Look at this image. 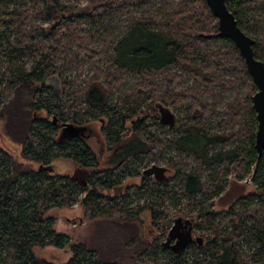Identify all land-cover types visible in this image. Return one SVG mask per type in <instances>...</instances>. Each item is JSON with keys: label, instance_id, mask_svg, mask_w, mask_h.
<instances>
[{"label": "trees", "instance_id": "1", "mask_svg": "<svg viewBox=\"0 0 264 264\" xmlns=\"http://www.w3.org/2000/svg\"><path fill=\"white\" fill-rule=\"evenodd\" d=\"M31 1L40 8L29 7L28 0H0V119H7L9 129L13 123L18 127L22 156L39 163L38 169H24L0 146V264H56L36 255V247L48 245L70 247L72 257L63 264H137L104 258L86 245L71 244L68 235L55 230L56 219L47 217L48 212L79 202L90 218L135 221L148 211L152 223L164 233L163 223L183 210L196 219L194 228L201 236L182 252L174 253L158 240L150 243L132 238L127 248L134 253V260L143 262L146 257L152 264H264V151L259 155L255 148L258 120L252 99L258 89L231 39L223 38L226 51L204 53L207 40L221 38L207 1L89 0L88 10L79 13L83 7L77 3ZM50 5L58 14L52 16ZM227 5L246 32H257L258 25L264 24V0H227ZM165 7H169L168 13ZM143 9L147 11L138 14ZM118 13L125 15L128 23L121 30V22L109 23L113 27L110 37L118 31L113 63L140 80L131 93L116 96L115 89L121 87L125 75L95 67L86 87L74 92L69 75L74 62L69 57L76 53L91 62L101 60L106 51L92 48L95 34L86 28L102 29L105 22L100 19L115 18ZM254 34L255 56L264 62V38ZM232 62L251 83L247 98L230 109L233 120L242 122V128L229 135L230 144L227 132L212 133L202 124L213 115V106L205 104L194 89L176 92L166 88L158 95L153 93L160 87L152 75L155 71L175 66L181 69L180 74L174 73L163 82H180L182 73H189L198 81L217 83V69H226ZM54 76L62 84L59 88L48 83ZM80 95L83 99L79 101ZM149 96L152 102L141 109L139 99ZM156 103L186 110L182 126H168L174 138H159L152 132L155 127L166 128L154 116ZM98 120L112 151L106 169H98L96 154L80 137L60 139L64 123L84 126ZM129 122L133 124L128 126ZM172 144L186 160L180 162L182 166L174 164L178 175L162 182L144 175L141 166L164 156ZM58 158L71 159L90 172L93 169L86 183L40 169ZM193 161L199 166L187 168ZM223 163H228L224 175L219 171V178L213 172L204 177L205 168L216 170ZM231 173L239 180L250 176L256 192L217 212L212 201L225 191ZM140 175L143 180L139 185L115 192L123 180ZM179 195L187 197L184 208L171 213L167 203L178 207ZM160 252L166 255L160 257Z\"/></svg>", "mask_w": 264, "mask_h": 264}, {"label": "rangeland", "instance_id": "2", "mask_svg": "<svg viewBox=\"0 0 264 264\" xmlns=\"http://www.w3.org/2000/svg\"><path fill=\"white\" fill-rule=\"evenodd\" d=\"M63 2H72L77 3L81 7H86L89 0H62ZM180 0H174V3L179 2ZM28 6H36L40 8V5L34 3V1L28 0ZM151 8H149L150 10ZM147 9H143L142 11H138V14L145 13ZM169 7L164 8V12L168 13ZM50 13L52 16L58 14V9L55 6L50 8ZM150 13V12H149ZM148 14V13H147ZM114 19V20H113ZM102 22H105V25L102 29H92L88 26L86 29L91 30V34H95V41L91 44L92 48L99 51H106V55L99 61L91 62L89 60L84 59L80 55L76 53H72L69 59L73 60L74 64L70 67V78L74 83L73 91L79 92L83 90L86 85L89 83L91 78L94 75L95 67H100L114 74L120 76L124 74V82L121 87L115 89V95H124L131 93L134 89V85L136 82L140 80V77L135 73H129L125 70L119 69L113 63V54H114V46L115 40L114 37H117L118 31H115V36L112 35V28L110 24L120 23L118 26V30L124 29L128 23V19L125 15L118 13L115 18H101ZM39 22V20H38ZM218 23V19L216 20ZM110 23V24H109ZM49 24V23H48ZM47 23L43 25L47 26ZM251 26V25H249ZM213 27L212 25L210 26ZM121 28V29H120ZM247 28V27H246ZM257 32L252 31L246 32L251 37H254L257 33L261 38H264V24H260L257 27ZM99 30V33L96 35V31ZM109 35V36H108ZM226 51L225 43L223 38H210L206 41L204 46V53L212 52L214 50ZM214 65V64H213ZM237 66H234V62H232V66L225 69V67H221L217 69L214 74V77L217 80V83H206L204 81H198L196 78L192 77L189 73H182L183 79L180 82H163L164 79L171 78L174 73L180 74L181 69H178L177 66L172 67L171 69H163L161 71H155L152 75L155 76L156 80L160 81V87L154 90V94L158 95L159 92L163 91L166 88H171L176 92H182L186 89H194L197 96L203 97V102L205 104H210L213 106V115L211 117H206L202 120V124L205 125L206 130L212 133L224 134L227 132V143L230 144L232 139L229 137L230 134H234L238 132L240 128H242V122H236L233 120V114L230 109L234 107H238L241 99L247 98L248 91L250 89L251 80H246L242 74L237 70ZM242 77L243 82H235ZM234 83H232V82ZM231 82L232 84H227ZM48 83L54 85L56 88H59L62 84L57 77H52L48 80ZM163 83V84H162ZM207 91L208 94H204L203 92ZM257 91V90H256ZM79 101L83 99L82 95L79 96ZM148 98V99H147ZM152 97H142L139 99V103L141 105V109L145 108L152 102ZM160 103H156L157 111L154 113V116L159 121V116L161 117ZM170 108V112L174 114L175 122L178 123V126H182V118L186 114V110H182L181 108ZM241 109V107H240ZM44 115H46L44 113ZM133 123L129 122V125ZM87 125L91 130V137L87 139L88 144L91 146L93 152L96 154L99 160V168L98 169H106L110 167V157L112 155V151L108 147V143L105 139L103 133V125L98 121L89 122ZM126 132V131H125ZM152 132L155 136L159 138H164L167 136L168 138H174V132L170 131L168 125L166 128H153ZM89 133V132H88ZM128 133V132H127ZM130 134V133H129ZM21 133L17 126L13 123L10 126V129L7 127V119H0V146L4 149L8 150L15 158L18 164H21L23 168H35L38 169L39 163L25 159L22 156V145L20 143ZM131 136V135H130ZM128 136V137H130ZM221 146V145H220ZM180 150L177 149L175 144H172L164 153V156L156 159L154 162H149L148 164H143L141 166V170H145L148 167L156 164L158 166L166 167L167 172L166 175L168 178H173L178 175V167L174 166V164L182 166L180 162L186 161L185 158L181 157ZM199 162L193 161L187 168H192L193 166H199ZM218 165L216 170L211 168H205L203 174L204 177H207L209 172H213L214 176L219 178V171H222V175L227 172L226 164ZM48 166V165H43ZM50 166V165H49ZM53 170L50 171L52 175H65L72 176L77 169H79V164L74 162L71 159L58 158L54 159L51 163ZM93 171V169L91 170ZM154 180L153 177H150ZM143 180V175L137 177H129L123 180V192H125L126 188L129 186L139 185ZM155 181V180H154ZM205 181V180H204ZM211 182H208L209 185ZM105 194L113 195V191L103 190ZM256 188L254 184L251 182L250 176L239 180L236 178L235 174L228 175V186L225 191L220 195L216 196L213 199V210L220 212L228 209L235 201L242 196H247L251 193H255ZM181 205L178 207H174L171 202L169 204V210L171 213L184 208V204L187 201V197H180ZM47 217H54L56 219L55 230L58 233L66 234L70 238L71 244H83L86 245L90 249H94L104 258H109L111 260L120 259L125 263H137V264H152L151 259L143 258V262L139 260H134V253L127 248V242L132 240V238H139L144 242L152 243L154 240L160 241V243L165 242L167 240L169 231L174 224V220L178 217H182L184 220H192L193 226L197 224L195 220L192 219L191 216L185 214L183 210L180 215H173L167 220H171L170 225L166 226V233L163 230L159 229L152 223L151 215L147 211L144 213V217L142 219H137L135 221H127V220H115L113 218L108 217H97L90 218L85 211L84 206L79 202L73 207L67 208H53L47 214ZM166 220V221H167ZM201 236V232L198 229H194L193 237L194 239H199ZM36 255L40 258H45L50 262H54L56 264L66 263L71 257L72 252L70 247H65L63 249L58 248L54 245H48L46 247H36L35 248ZM160 257H164L166 254L159 253Z\"/></svg>", "mask_w": 264, "mask_h": 264}, {"label": "water", "instance_id": "3", "mask_svg": "<svg viewBox=\"0 0 264 264\" xmlns=\"http://www.w3.org/2000/svg\"><path fill=\"white\" fill-rule=\"evenodd\" d=\"M213 15L218 19L219 36L221 38L231 39L238 47L241 55L243 56L248 71L253 78L255 85L257 86V92L253 95V106L257 113L258 130L256 133L255 148L259 155H262L264 151V62L255 56L254 44L256 40L248 35L238 24L235 14L229 9L227 0H206ZM53 5H50V8ZM88 7H83L79 12L87 11ZM161 112V122L164 125H173L175 122L174 114L170 110L162 105L158 106ZM54 122L57 119L54 118ZM87 130V126H75L71 123H64L63 130L60 135V139H66L69 137H78L84 134ZM130 133V130H128ZM41 170H53L52 166L40 165ZM167 168L153 165L150 168L144 170L145 175H155L159 182L167 179ZM82 175L80 180L79 177ZM89 175L87 169H77L72 175L74 180H77L80 184L86 183V179ZM122 191V187L116 188L115 192ZM171 220H167L163 223L164 226L170 225ZM192 221L184 220L182 217H178L174 220V224L171 227L167 240L163 243L164 246L170 248L174 253H180L186 249V247L195 242L196 239L192 235V227L190 228ZM181 228L186 231L179 232ZM177 239V240H176ZM199 240V239H198ZM172 241H176L174 245H171Z\"/></svg>", "mask_w": 264, "mask_h": 264}, {"label": "flooded vegetation", "instance_id": "4", "mask_svg": "<svg viewBox=\"0 0 264 264\" xmlns=\"http://www.w3.org/2000/svg\"><path fill=\"white\" fill-rule=\"evenodd\" d=\"M169 109V108H168ZM160 110V109H159ZM159 122L161 123V124H163L162 122H161V117L159 116ZM164 125V124H163ZM176 125V122H174V124L172 125V126H175ZM84 126H87V125H84ZM166 126V125H165ZM169 127H171V125H168ZM89 132V133H88ZM91 135H92V133H91V130H90V128L87 126V130H85L84 131V134H82V135H80V136H78V137H80L82 140H84V142H86L87 144H88V141H87V139L88 138H90L91 137ZM88 146L89 147H91L89 144H88ZM154 165H156V164H154ZM153 166V165H152ZM151 166V167H152ZM148 168H150V167H148ZM79 169H85L82 165H80L79 164ZM147 169V168H146ZM88 170V169H87ZM89 171V174L92 172H90V170H88ZM144 173V172H143ZM145 175V174H144ZM146 176H148V177H153L154 178V180L156 181V182H159L157 179H156V176L155 175H146ZM82 178V175H80V177H79V179L78 180H80ZM79 183V182H78ZM124 188H123V186H122V190H123ZM192 221V220H191ZM192 227V235H193V232H194V226H193V221H192V223H191V225H190V228ZM182 231H186L184 228H181L180 230H179V232H182ZM194 238V237H193ZM177 240V239H176ZM176 243V241H172L171 242V245H174Z\"/></svg>", "mask_w": 264, "mask_h": 264}, {"label": "bare ground", "instance_id": "5", "mask_svg": "<svg viewBox=\"0 0 264 264\" xmlns=\"http://www.w3.org/2000/svg\"><path fill=\"white\" fill-rule=\"evenodd\" d=\"M256 143V142H255Z\"/></svg>", "mask_w": 264, "mask_h": 264}]
</instances>
